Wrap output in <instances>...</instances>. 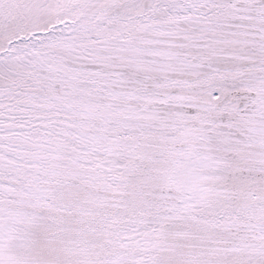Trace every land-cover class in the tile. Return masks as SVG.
Instances as JSON below:
<instances>
[{
  "label": "snow or ice",
  "instance_id": "6c2138e0",
  "mask_svg": "<svg viewBox=\"0 0 264 264\" xmlns=\"http://www.w3.org/2000/svg\"><path fill=\"white\" fill-rule=\"evenodd\" d=\"M0 264H264V0H0Z\"/></svg>",
  "mask_w": 264,
  "mask_h": 264
}]
</instances>
